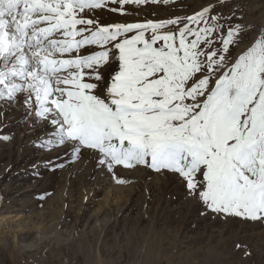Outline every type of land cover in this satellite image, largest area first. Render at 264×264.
I'll list each match as a JSON object with an SVG mask.
<instances>
[{"label":"snow or ice","instance_id":"1","mask_svg":"<svg viewBox=\"0 0 264 264\" xmlns=\"http://www.w3.org/2000/svg\"><path fill=\"white\" fill-rule=\"evenodd\" d=\"M176 2L0 0V104L70 163L87 153L116 184L118 169L170 176L202 216L264 226V34L241 47L228 0L105 20Z\"/></svg>","mask_w":264,"mask_h":264},{"label":"rangeland","instance_id":"2","mask_svg":"<svg viewBox=\"0 0 264 264\" xmlns=\"http://www.w3.org/2000/svg\"><path fill=\"white\" fill-rule=\"evenodd\" d=\"M204 2L129 7L105 20L169 18ZM228 4L241 47L264 34V0ZM31 124L21 105L0 104V136L11 137L0 140V264H264V226L202 216L173 178L146 169H118L127 182L116 184L87 153L70 163L67 148L41 147L51 129Z\"/></svg>","mask_w":264,"mask_h":264},{"label":"bare ground","instance_id":"3","mask_svg":"<svg viewBox=\"0 0 264 264\" xmlns=\"http://www.w3.org/2000/svg\"><path fill=\"white\" fill-rule=\"evenodd\" d=\"M139 14V13H138ZM149 17V16H148ZM41 134V133H40ZM79 166V165H78ZM80 167V166H79ZM64 177V176H63Z\"/></svg>","mask_w":264,"mask_h":264}]
</instances>
